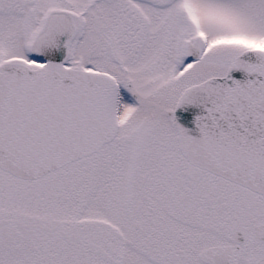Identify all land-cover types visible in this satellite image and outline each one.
Listing matches in <instances>:
<instances>
[{"label":"snow or ice","instance_id":"snow-or-ice-1","mask_svg":"<svg viewBox=\"0 0 264 264\" xmlns=\"http://www.w3.org/2000/svg\"><path fill=\"white\" fill-rule=\"evenodd\" d=\"M0 264H264V0H0Z\"/></svg>","mask_w":264,"mask_h":264}]
</instances>
